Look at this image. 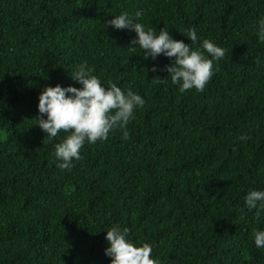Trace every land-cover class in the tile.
Returning <instances> with one entry per match:
<instances>
[{
    "label": "trees",
    "instance_id": "trees-1",
    "mask_svg": "<svg viewBox=\"0 0 264 264\" xmlns=\"http://www.w3.org/2000/svg\"><path fill=\"white\" fill-rule=\"evenodd\" d=\"M138 9L146 28L191 44L194 27L224 48L203 92L179 93L162 70L169 58L131 52L134 32L104 26ZM262 15L264 0H0V264H109L113 224L150 243L159 264H264L253 242L264 211L242 199L264 189ZM82 61L145 104L129 139L117 128L86 143L67 171L52 153L68 133L35 125L37 97L79 87L70 76Z\"/></svg>",
    "mask_w": 264,
    "mask_h": 264
},
{
    "label": "clouds",
    "instance_id": "clouds-1",
    "mask_svg": "<svg viewBox=\"0 0 264 264\" xmlns=\"http://www.w3.org/2000/svg\"><path fill=\"white\" fill-rule=\"evenodd\" d=\"M142 14L140 9L132 14L122 11L106 20L104 26L134 32L135 36L127 46L131 52L138 48L145 58L156 60L160 55L169 58L171 63L162 70L167 72L166 79L170 77L179 93L203 92L215 73L214 62L225 56L224 48L209 39L201 40L194 27L188 28L184 35L191 44L173 39L164 27L159 31L146 28L139 22ZM255 35L258 43L264 44V15L256 21ZM151 70L155 72L156 66L153 65ZM93 73L94 69L87 61H82L75 65L70 76L79 87L58 83L45 85L37 97L35 125L49 138L57 137L61 131L68 133L54 144L52 153L57 167L62 170L71 171L75 161L82 158L81 149L86 143L106 140L117 128L122 130L124 140L129 139L126 125L134 119L135 111L145 104L138 92L122 90L110 81L105 86L101 77ZM249 138L247 134L238 137L241 142ZM242 199L248 210H255V215L260 216L264 211V189L250 190ZM104 232L107 246L103 251L110 258L109 264H159L152 255L153 246L133 241L128 227L113 224ZM253 242L257 249H264V228L253 229Z\"/></svg>",
    "mask_w": 264,
    "mask_h": 264
}]
</instances>
